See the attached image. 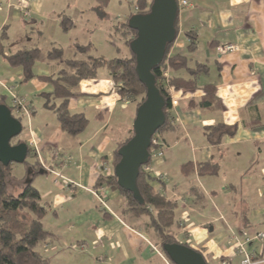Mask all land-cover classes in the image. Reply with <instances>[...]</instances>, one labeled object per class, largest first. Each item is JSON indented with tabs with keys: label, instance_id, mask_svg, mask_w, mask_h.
<instances>
[{
	"label": "crops",
	"instance_id": "1",
	"mask_svg": "<svg viewBox=\"0 0 264 264\" xmlns=\"http://www.w3.org/2000/svg\"><path fill=\"white\" fill-rule=\"evenodd\" d=\"M178 1H186L189 6L180 8L178 35L170 53L185 54L191 58V67L202 64L206 71L197 77V90L171 92L176 103L170 110L174 129L162 133L167 153L153 165L155 172L164 176V183L152 186L178 203L177 224L169 230L177 243L200 252L207 264H239L241 257L236 254L232 235L238 241L243 234L253 237L264 233V0ZM94 2L78 11L76 17L80 23L86 20L108 41L113 20H100L93 12ZM49 11L53 9L45 10L43 0H0V82L25 99L29 112L22 118L26 129L20 138L28 144L33 136L46 163L65 179L54 183L52 176L38 175L33 180L48 211L43 225L51 234L38 250L50 264H166L164 259H168L147 227L145 216L133 218L122 213L124 201L117 192L106 191L107 210L92 193L97 176L111 172L113 153L129 135L136 112L133 104L121 100L106 70L100 69L95 79L80 82L82 96L68 102L72 114H83L88 120L83 133L68 136L61 131L55 115L44 107L41 96L52 92L43 77L55 75L59 67L54 62H36L33 78L23 82L21 69L5 61L6 56L22 48L66 45L67 54H72L74 44H88L91 35L77 38L78 33H88L77 30V24L68 31L71 37L66 43L52 42L44 31L49 30L48 23L55 25V30L62 14ZM105 21L112 24L105 25ZM19 25L21 34L17 31L12 38L7 37L6 30L12 26L13 32ZM186 31L196 40L190 53ZM225 44L238 50L220 55L218 48ZM178 75L187 76L184 72ZM206 85L215 88L216 104L211 110L191 108V101H200ZM0 95L8 97L2 88ZM218 124L236 126V134L224 136L219 146H212L205 128ZM174 148L189 152L185 160L172 162L173 155L168 152ZM57 151L61 157L54 156ZM65 157L70 159L67 165L63 163ZM207 161L218 164L217 176L181 174L182 164ZM104 165L108 166L106 172ZM25 172L23 166L18 171L21 175L14 176L13 182L20 189L19 180ZM219 175L220 189L203 188L205 182L212 183ZM193 187L197 192L191 190ZM248 247V252L264 259V243L254 240Z\"/></svg>",
	"mask_w": 264,
	"mask_h": 264
},
{
	"label": "trees",
	"instance_id": "2",
	"mask_svg": "<svg viewBox=\"0 0 264 264\" xmlns=\"http://www.w3.org/2000/svg\"><path fill=\"white\" fill-rule=\"evenodd\" d=\"M151 1L136 0V13L130 14L127 17L128 20L132 15L146 14L149 11ZM109 2L110 0H96L97 5L93 12L100 20L108 18L105 9ZM128 20L121 24L123 30L121 37L124 38V43L129 50L127 58L105 59L93 56L91 54L93 47L90 43L87 45L74 44L72 54H66L62 48L57 47H51L48 50L33 47L22 48L5 57V61L10 67L21 69L23 82L33 78V66L36 62H54L59 67L55 75L43 77L44 80L50 83L52 92L41 96L45 99L44 107L55 115L61 131L66 135L76 137L87 128V118L83 114H72L68 109V102L71 98L82 96L78 91L80 82L95 79L100 69L106 70L121 100L132 104L136 102L135 110L144 101L145 88L138 81L135 73V58L129 49L131 41L136 37V32L128 27ZM177 22L178 19L175 24L178 35ZM59 24L65 33L75 26L71 18L65 15L61 16ZM184 35L188 39L187 50L190 53L195 48V36L190 31H186ZM172 45L173 43L167 47L161 64L152 70L156 86L165 100L163 108L165 122L153 137H158L164 149H162V156L157 157L152 155L151 147L148 163L139 169L137 188L143 202L138 203L132 194L120 189L117 186L113 172L114 166L119 161L117 151L132 138V127L128 137L117 145L113 153V161L110 165L111 172L99 175L93 188V190H97L103 187L106 191L117 192L124 201L122 213L133 218L145 216L148 220L147 227L153 232L154 236L159 238V248L164 256L166 255L162 249L163 245L177 243L169 230L177 224L175 213L178 203L167 199L160 188L157 189L152 186L153 183L157 185L164 183V178H158V173L155 172L153 165L157 159L164 157L166 145L161 137L162 133L174 129L173 121L170 118V110L173 107L171 92L197 90V77L206 71V67L202 64L196 63L193 65L194 67H191L189 56L178 52L170 53ZM2 52L3 50L0 49V54ZM179 72H184L187 76L181 77L178 75ZM202 90L204 95L200 101L196 103L192 100L190 106L201 110H211L217 102L215 88L206 85ZM0 105H6L13 113V109L7 103L6 96L0 95ZM17 119L20 122L22 121L21 117H17ZM236 130V126L228 127L218 124L205 128V136L210 145L219 146L224 136L233 137ZM19 143L27 145L28 155L24 163L21 164L25 166L26 172L24 177L19 180L22 183V188L18 194L15 195L8 190V183L15 181L11 164L3 166L0 163V264H50L49 259L38 250L51 234L44 228L43 219L48 211L41 203V196L33 186V180L38 175L51 176V174L42 168L26 140L21 139L19 136L11 140L12 145ZM157 151H159L158 148ZM40 153L44 160L41 149ZM54 156L61 157L58 151L54 153ZM29 157L33 160L32 162L27 161ZM68 158L63 159L65 165L70 162L69 160L65 163ZM145 166L151 167L152 172L146 171ZM218 173L219 166L212 161L197 164L186 162L181 166V174L184 177L193 176L194 174L200 178L215 177ZM191 190L197 192L194 187Z\"/></svg>",
	"mask_w": 264,
	"mask_h": 264
},
{
	"label": "water",
	"instance_id": "3",
	"mask_svg": "<svg viewBox=\"0 0 264 264\" xmlns=\"http://www.w3.org/2000/svg\"><path fill=\"white\" fill-rule=\"evenodd\" d=\"M178 16V0H152L146 14H135L128 20V27L136 32L129 49L135 58L138 81L145 88V99L136 109L132 138L117 151L119 161L113 172L117 186L132 194L138 203L143 202L137 188L139 169L148 163L151 139L165 122V100L152 70L161 64L167 47L177 38ZM22 130V123L9 107L0 105V163L3 166L21 165L26 160L27 145L11 144ZM162 249L172 264H207L200 252L184 244H164Z\"/></svg>",
	"mask_w": 264,
	"mask_h": 264
},
{
	"label": "rangeland",
	"instance_id": "4",
	"mask_svg": "<svg viewBox=\"0 0 264 264\" xmlns=\"http://www.w3.org/2000/svg\"><path fill=\"white\" fill-rule=\"evenodd\" d=\"M95 0H43V5L45 10H50L53 9L52 12L49 11L48 14L50 13H60L62 15L65 14V16L71 18V20L73 21L74 25L77 26V30H83L86 33H78L76 36H78L77 38H81L84 39V36H89L91 35L90 39L88 40V43L92 44L93 50H92V55L93 56H98V57H102L105 59H113V58H127L129 56V50L126 47L125 43H124V38L121 37V34L123 33V30L121 28V24L124 22H127L128 18L127 16L130 15V13H133L134 11L136 12L135 9V0H110V2L108 3V6L105 10V12L109 15L108 19L110 18V20H113V34L112 32H109L108 35H111L108 38V41H104L102 34L99 31H94V29H92L91 27H93L90 24H87L86 20H83L82 23L79 22V18H77V12L78 11H84L86 10V7L88 6V4H94ZM95 7V5H94ZM180 8H179V12H180ZM117 18H119L120 20H118ZM106 19V18H105ZM117 19V20H116ZM45 23V22H44ZM110 22H103V24L105 25H109ZM111 23V24H112ZM77 24V25H76ZM45 25V24H44ZM60 25V24H59ZM57 25L56 26V31L54 30V26L51 23H48V27L49 30L44 31V33H48L51 38H52V42H55L57 45L61 44V43H66L71 35L69 34L70 32H63L60 29V26ZM19 26H16L12 32V26H10V30L9 28L6 30V34L7 37L11 38L13 36H15L18 32L21 31L19 30ZM58 27V28H57ZM92 31V32H91ZM11 33V34H10ZM1 35L2 32L0 30V40H1ZM87 40V39H86ZM82 42V41H80ZM51 47L48 48H42V50H48ZM62 49L64 50V52L67 54L68 50L66 48V45H64V47H62ZM0 88H2V86H0ZM3 89V88H2ZM10 101V99L7 97V103ZM172 102H175L174 100H172ZM176 104V103H175ZM136 102L133 104V107L135 108ZM175 106V105H173ZM23 128L26 129V125L24 123V121H21ZM25 129L22 130L21 134L19 135V137H22L25 135ZM167 149V148H166ZM165 149L164 151V155L166 156L167 150ZM186 151L181 152V148H174L171 151L168 152V154H171L170 156L173 155L172 158V162L175 164H177L180 160H182L185 157L186 154L188 155V153L185 154ZM167 154V155H168ZM27 161H32V159L29 157L27 159ZM46 161H45V165H46ZM22 165H17V164H11V168H12V175L15 176L17 178V176L19 177V175H21V173L19 174L18 171L20 169H22ZM44 180H48V177L43 176ZM221 175H219L218 178L214 179L213 182L211 183L210 181L205 182V184L203 185V188H221ZM214 183V184H213ZM15 184L17 185V183L15 182H9L8 183V190L13 193V194H18L20 192V187L18 186V188L15 186ZM213 185V186H212ZM210 211L214 210L213 205L211 203V201H209V208ZM156 237V236H155ZM158 238V237H156ZM182 239V238H181ZM159 242V238L157 240ZM256 245V244H255ZM249 247L247 246L246 249L247 251ZM208 264H212V263H208Z\"/></svg>",
	"mask_w": 264,
	"mask_h": 264
},
{
	"label": "built area",
	"instance_id": "5",
	"mask_svg": "<svg viewBox=\"0 0 264 264\" xmlns=\"http://www.w3.org/2000/svg\"><path fill=\"white\" fill-rule=\"evenodd\" d=\"M178 6H179V8H183V7L189 6V4L186 1H178ZM237 50H238L237 46L232 45V44H225V45H221L218 48V53L221 55V54H225V53L235 52ZM0 86H2V88L5 90V92L7 93L8 97L10 99V106L13 109V113H12L13 116L15 118H17V117L23 118L24 115L28 116L29 112H28V109H27L26 104H25V99L22 97H19L15 93H13L11 91V89L7 88L1 82H0ZM172 104L175 105V102H172ZM28 146L34 152V155L39 160L42 168L51 174L54 183H61V181L65 180L60 175L59 171H57L55 169H51L48 165L47 166L45 165L44 160L42 159V156L40 153V149H39L37 142L33 136L30 137L29 142H28ZM151 147H152L151 152H152L153 156H157V157L162 156V152H163L162 149H164V148H162V144L159 142V139L157 136L152 137L150 148ZM157 148L159 151L156 152ZM69 160H70L69 158L66 159L65 163L69 162ZM144 169L146 171L152 172V168L149 166H145ZM107 170H108V166L104 165L103 171L106 172ZM98 177L99 176H97V178ZM158 178L163 179L164 176L161 174H158ZM92 193L97 198V200L99 201V205L103 209L107 210L108 209L107 205H106V198H107L106 194H107V192H106L105 188H103V187L98 188L97 190H93ZM232 240H233V242L236 243V245H235L236 246V254H238V256L241 257L239 264H264V259H259L255 253H251V252H248L246 250V247L248 245H250L254 240H258L259 242L264 243V233H256L253 237H251L247 234H243V239L238 240V241L236 240V237L234 235H232ZM164 261L166 264H170L168 260L164 259ZM220 264H227V262L220 261Z\"/></svg>",
	"mask_w": 264,
	"mask_h": 264
}]
</instances>
